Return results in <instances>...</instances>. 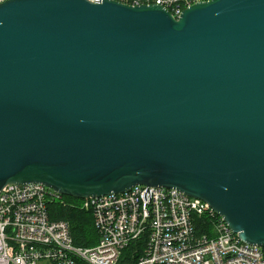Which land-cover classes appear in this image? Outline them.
Instances as JSON below:
<instances>
[{"label":"water","instance_id":"1","mask_svg":"<svg viewBox=\"0 0 264 264\" xmlns=\"http://www.w3.org/2000/svg\"><path fill=\"white\" fill-rule=\"evenodd\" d=\"M200 198L264 247V0L179 17L117 0L0 4V192Z\"/></svg>","mask_w":264,"mask_h":264},{"label":"built area","instance_id":"2","mask_svg":"<svg viewBox=\"0 0 264 264\" xmlns=\"http://www.w3.org/2000/svg\"><path fill=\"white\" fill-rule=\"evenodd\" d=\"M118 1L158 4L177 17L210 0ZM62 196L41 183H11L1 190L0 264H125L126 249L141 240L135 264H264L263 246L242 241L208 202L177 189L138 185L83 199L99 234L89 247L74 243L67 221L50 218V203ZM203 219L213 221L204 230Z\"/></svg>","mask_w":264,"mask_h":264},{"label":"trees","instance_id":"3","mask_svg":"<svg viewBox=\"0 0 264 264\" xmlns=\"http://www.w3.org/2000/svg\"><path fill=\"white\" fill-rule=\"evenodd\" d=\"M83 200L69 195H63L62 201L50 203L48 210L52 220H65L70 225V231L74 243L78 246L89 247L96 245L99 240V234L95 226L94 217L91 211L82 208ZM205 222V224L203 223ZM213 221L202 220V230L212 225ZM144 241H139L126 249L124 253L125 264H135L142 253ZM134 254L135 259L130 257ZM131 259V260H130ZM131 261L129 263V261Z\"/></svg>","mask_w":264,"mask_h":264},{"label":"bare ground","instance_id":"4","mask_svg":"<svg viewBox=\"0 0 264 264\" xmlns=\"http://www.w3.org/2000/svg\"><path fill=\"white\" fill-rule=\"evenodd\" d=\"M117 1H118V0H117ZM210 1H211V0H210ZM119 2H121V1H119ZM122 3H123V2H122ZM124 4H127V3H124ZM153 4H154V3H153ZM127 5H130V4H127ZM143 5H150V4H143ZM157 5H158V4H157ZM132 6H133V5H132ZM191 6H192V5H191ZM164 8H165V7H164ZM186 8H188V7H186ZM186 8H185V9H186ZM166 9H167V8H166ZM185 9H184V10H185ZM168 10H169V9H168ZM169 11H170V10H169ZM170 12H171V11H170ZM182 12H183V11H182ZM182 12H181V13H182ZM171 13H172V12H171ZM172 15H173V14H172ZM173 16H174V15H173ZM174 17H175V16H174ZM177 17H179V16H177ZM5 186H6V185H5ZM5 186H4V187H5ZM136 186H138V185H136ZM143 186H146V185H143ZM4 187H3V188H4ZM134 187H135V186H134ZM148 187H149V186H148ZM150 187H155V186H150ZM158 187H161V186H158ZM3 188H2V189H3ZM132 188H133V187H132ZM163 188H167V187H163ZM169 189H175V188H169ZM177 190H178V189H177ZM179 191H180V190H179ZM181 192H182V191H181ZM183 193H184V192H183ZM185 194H186V193H185ZM187 195H188V194H187ZM189 196H190V195H189ZM191 197H193V196H191ZM82 200H83V199H82Z\"/></svg>","mask_w":264,"mask_h":264},{"label":"rangeland","instance_id":"5","mask_svg":"<svg viewBox=\"0 0 264 264\" xmlns=\"http://www.w3.org/2000/svg\"><path fill=\"white\" fill-rule=\"evenodd\" d=\"M125 253H126V251H125Z\"/></svg>","mask_w":264,"mask_h":264}]
</instances>
